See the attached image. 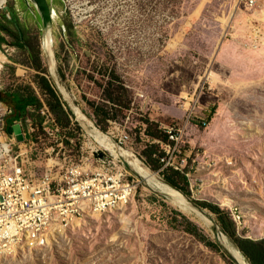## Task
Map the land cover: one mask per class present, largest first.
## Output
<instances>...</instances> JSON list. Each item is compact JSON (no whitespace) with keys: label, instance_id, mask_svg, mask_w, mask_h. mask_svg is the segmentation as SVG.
Returning a JSON list of instances; mask_svg holds the SVG:
<instances>
[{"label":"rangeland","instance_id":"rangeland-1","mask_svg":"<svg viewBox=\"0 0 264 264\" xmlns=\"http://www.w3.org/2000/svg\"><path fill=\"white\" fill-rule=\"evenodd\" d=\"M49 1L57 14L50 30L53 74L35 12L23 0H8L0 10V29L15 13L33 34L29 51L1 34L7 43L0 45V129L7 132L12 115L6 94L32 86L41 98L34 80L43 75L68 113L61 163L88 158L97 147L95 129L116 144L125 137L120 147L161 181L175 180L211 223L146 186L124 161L137 185L126 208L79 219L44 246L1 256L0 264H237L220 237L236 244L197 203L229 214L237 208L240 224L231 217L237 234L264 239V0L238 12L239 0ZM230 12L235 16L227 23ZM38 58L43 74L34 69ZM168 126L183 139L179 171L160 161L158 141H167ZM35 134L46 149L45 131L37 126ZM190 223L216 247L187 233Z\"/></svg>","mask_w":264,"mask_h":264},{"label":"built area","instance_id":"built-area-1","mask_svg":"<svg viewBox=\"0 0 264 264\" xmlns=\"http://www.w3.org/2000/svg\"><path fill=\"white\" fill-rule=\"evenodd\" d=\"M242 6L253 9L254 1L239 0L237 12ZM6 112L12 113L9 108ZM38 113L50 142L44 150L39 148L37 126L31 121L28 137L24 135L20 144L14 135L0 129V256L44 246L56 232L65 233L89 214L102 215L127 207L137 192L123 159L96 140L97 147L85 160L61 163L58 155L68 138L62 135V127L46 105ZM165 132L167 141H158L164 153L160 161L164 167L179 171L185 165L181 131L168 126ZM123 139L120 137L118 146ZM14 145L19 147L16 152ZM99 152L104 153L103 158L95 156ZM230 211L240 224L242 214L237 208Z\"/></svg>","mask_w":264,"mask_h":264},{"label":"trees","instance_id":"trees-1","mask_svg":"<svg viewBox=\"0 0 264 264\" xmlns=\"http://www.w3.org/2000/svg\"><path fill=\"white\" fill-rule=\"evenodd\" d=\"M0 33L7 34V26H3L0 30ZM4 43H7L6 40L0 37V45ZM38 61L39 62L36 63L34 69L43 74L44 71H42L39 58ZM34 84L40 91L41 98L36 94L32 86L26 87L23 91H16L14 93L6 94L5 98L9 100L8 104L11 103L13 105V111L23 114L29 107L36 108L38 111L39 109L43 108V105H46V107L49 108V110L56 117L58 124L62 128H68L70 125L68 113L64 108L59 94L54 89L50 81L45 76L38 74L34 80ZM110 101H112V103L114 102V100L111 98ZM0 102H4L2 100L1 92ZM37 122L39 127H41L42 119L40 118L39 114L37 116ZM7 132L9 134L13 133V124H10ZM166 181L171 187L184 193V190H182L175 180L167 177ZM197 204L203 208H208L217 216V221L221 226L222 232L233 240L250 264H264V239L252 240L239 236L236 231L235 223L228 212H225L219 207L206 202H198ZM190 226H192L193 230L187 228L185 229L187 233L194 235L200 241L206 242L207 246L216 247L215 244L205 240L201 233H197L198 227L196 225L190 223Z\"/></svg>","mask_w":264,"mask_h":264},{"label":"bare ground","instance_id":"bare-ground-1","mask_svg":"<svg viewBox=\"0 0 264 264\" xmlns=\"http://www.w3.org/2000/svg\"><path fill=\"white\" fill-rule=\"evenodd\" d=\"M7 2L8 0H0V10L4 8ZM234 16L235 13L230 12L229 17L227 19V23L232 22ZM43 53L48 64V69L50 73L53 74L56 69V61H55V52H54V40L53 37L50 35V32L46 35L45 40L43 41ZM76 112L80 116L81 114L80 111L76 109ZM77 113H75L77 118L80 121H82V119L77 115ZM94 139L98 143L105 145L107 149L110 150L116 157L122 158L123 161H125L127 165L132 169V171L145 182L146 186L167 196L168 200L183 212L187 214H192L197 218H199L201 221H203L205 224H209L210 221L204 212H202L192 203H189L178 190L169 186L167 183L161 181L156 174L151 173L147 169L142 167V165L140 164L139 160L137 159V157L134 155L133 152L129 150H123L109 136L102 134L99 130L96 129H95ZM122 221L127 223L129 222V219L128 217H125L123 218ZM220 241L227 249V251L230 253V255L235 259L237 264H250L245 258V256L242 254V252L239 250V248L236 245H234L225 235L220 237ZM16 252H12L9 254H14Z\"/></svg>","mask_w":264,"mask_h":264},{"label":"flooded vegetation","instance_id":"flooded-vegetation-1","mask_svg":"<svg viewBox=\"0 0 264 264\" xmlns=\"http://www.w3.org/2000/svg\"><path fill=\"white\" fill-rule=\"evenodd\" d=\"M47 1H48L49 6H50V10L52 11V16H53V20H54L57 17V14L55 11H53L51 4H50V1L49 0H47ZM24 3L28 7V9H31L35 12V14L37 15L38 20H39V16L37 14L35 7L33 5H31L30 3L28 4L25 1H24ZM39 30L41 33L43 32L40 21H39ZM6 35L8 36V38H10L13 41L12 47H14L18 50L29 51L28 48L30 46V42H31V38H32L33 34L31 32H29L27 29H25V26L22 25L21 21L16 18L15 13L12 15V17L10 19V25L7 26V34Z\"/></svg>","mask_w":264,"mask_h":264},{"label":"water","instance_id":"water-1","mask_svg":"<svg viewBox=\"0 0 264 264\" xmlns=\"http://www.w3.org/2000/svg\"><path fill=\"white\" fill-rule=\"evenodd\" d=\"M24 1L27 2L28 4L31 3L35 7L37 14L39 16V21L42 27V31L44 33V40H45L46 35L51 30V26L53 22L52 11L50 10L48 1L47 0H24ZM50 35L52 36L51 32H50ZM13 132H14L16 142L19 144L23 143L25 139H24L22 125L20 123H17L13 126ZM95 156L99 158H103L104 153L99 152V153H96ZM232 259L235 261L233 257Z\"/></svg>","mask_w":264,"mask_h":264},{"label":"crops","instance_id":"crops-1","mask_svg":"<svg viewBox=\"0 0 264 264\" xmlns=\"http://www.w3.org/2000/svg\"><path fill=\"white\" fill-rule=\"evenodd\" d=\"M1 30V29H0ZM0 33V37H2ZM5 44V43H4ZM12 115L11 117L6 119V129L8 131L10 124H13V126L17 123H20L22 125L23 133L26 137H28V129L30 126L29 121H31L35 126L39 127V124L37 122V116L34 114L36 111V108L29 107L26 109V111L23 114H19L13 109H11ZM14 135V132L12 133ZM11 136V135H10Z\"/></svg>","mask_w":264,"mask_h":264}]
</instances>
